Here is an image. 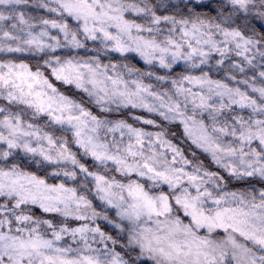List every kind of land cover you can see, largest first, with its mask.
<instances>
[{
  "label": "snow or ice",
  "instance_id": "6c2138e0",
  "mask_svg": "<svg viewBox=\"0 0 264 264\" xmlns=\"http://www.w3.org/2000/svg\"><path fill=\"white\" fill-rule=\"evenodd\" d=\"M0 264H264V0H0Z\"/></svg>",
  "mask_w": 264,
  "mask_h": 264
},
{
  "label": "clouds",
  "instance_id": "9594fccd",
  "mask_svg": "<svg viewBox=\"0 0 264 264\" xmlns=\"http://www.w3.org/2000/svg\"><path fill=\"white\" fill-rule=\"evenodd\" d=\"M198 2H199V0H198Z\"/></svg>",
  "mask_w": 264,
  "mask_h": 264
}]
</instances>
